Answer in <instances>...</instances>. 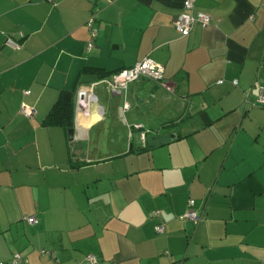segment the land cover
I'll list each match as a JSON object with an SVG mask.
<instances>
[{"label": "crops", "instance_id": "0c3cea01", "mask_svg": "<svg viewBox=\"0 0 264 264\" xmlns=\"http://www.w3.org/2000/svg\"><path fill=\"white\" fill-rule=\"evenodd\" d=\"M185 1L0 0V264H264V0H194L212 21L187 36ZM145 58L162 83H102ZM62 91L71 137L44 123Z\"/></svg>", "mask_w": 264, "mask_h": 264}, {"label": "built area", "instance_id": "2783aa9c", "mask_svg": "<svg viewBox=\"0 0 264 264\" xmlns=\"http://www.w3.org/2000/svg\"><path fill=\"white\" fill-rule=\"evenodd\" d=\"M50 4L56 5L57 0H47ZM93 1H100V0H93ZM99 11L95 9L88 20L86 21V26L89 29L90 39L87 43L86 50L90 51L94 48V41L97 35V27L96 23L98 20ZM212 18L210 15L202 13V12H195L194 11V0H186L183 5V11L174 18L173 26L174 28L184 36H187L191 33V31L196 26L207 27L210 25ZM6 45L13 48L19 49V45L14 43L12 40L7 39ZM141 78H147L154 82L162 83L164 79V67L150 58H145L142 61L136 63L134 66L126 69H122L102 80V83L107 86V88L112 92L118 95L126 93L129 86L138 81ZM258 100L257 104L263 105L264 104V86H258ZM25 95L29 94V91H24ZM90 96L87 91H80L78 93V106L79 102L85 101L86 97ZM129 105L127 103L124 104L123 110H128ZM20 113L26 118H32L34 116V112L31 108L23 105L21 107ZM134 130H143L144 126L142 124H134L132 125ZM139 139L141 141L142 146L145 145L146 133L140 132ZM151 217L159 218L160 213L159 211L153 212ZM181 221H192L194 223H198L202 220V213L195 209V201L189 200L188 208L185 213L178 217ZM24 221H26L30 225H35L38 223V220L35 217H24ZM154 230L157 234H163L165 232V227L161 223L154 227ZM42 256H49L52 259H56L55 253L52 251H41ZM26 261L23 257L19 254L14 255L11 260V264H25ZM81 264H100V260L95 255H88L85 257Z\"/></svg>", "mask_w": 264, "mask_h": 264}, {"label": "trees", "instance_id": "16d2710c", "mask_svg": "<svg viewBox=\"0 0 264 264\" xmlns=\"http://www.w3.org/2000/svg\"><path fill=\"white\" fill-rule=\"evenodd\" d=\"M73 121H74L73 93L70 91H62L58 101L55 103L54 107L50 111L44 123L45 125H58L66 129H70L73 126ZM41 251H40V255H41Z\"/></svg>", "mask_w": 264, "mask_h": 264}, {"label": "water", "instance_id": "95a60500", "mask_svg": "<svg viewBox=\"0 0 264 264\" xmlns=\"http://www.w3.org/2000/svg\"><path fill=\"white\" fill-rule=\"evenodd\" d=\"M72 132H73L72 129H70V130L68 131L69 137H71Z\"/></svg>", "mask_w": 264, "mask_h": 264}]
</instances>
